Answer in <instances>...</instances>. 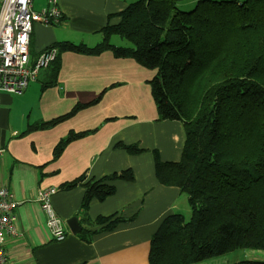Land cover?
Returning <instances> with one entry per match:
<instances>
[{"label":"trees","instance_id":"16d2710c","mask_svg":"<svg viewBox=\"0 0 264 264\" xmlns=\"http://www.w3.org/2000/svg\"><path fill=\"white\" fill-rule=\"evenodd\" d=\"M184 0H137L115 26L100 31L92 48L55 43L58 52L47 88L56 84L60 56L66 52L132 59L156 70L150 83L160 120L182 123L185 143L177 163H162L154 153L155 177L187 199L190 218L162 219L149 242L147 264H201L237 250L264 251V0H199L181 11ZM118 37L128 47L111 43ZM98 101V100H97ZM93 102L92 104L96 103ZM87 105L78 104L48 122L28 125L24 133L52 128ZM89 132H69L53 148L57 159L65 147ZM115 149L138 155L137 145L118 143ZM116 181L134 182L131 170L100 179L86 173L59 186L60 191L84 188L77 214L84 242L111 233L124 220H89L92 200L115 194ZM234 264H264L246 260Z\"/></svg>","mask_w":264,"mask_h":264},{"label":"crops","instance_id":"0c3cea01","mask_svg":"<svg viewBox=\"0 0 264 264\" xmlns=\"http://www.w3.org/2000/svg\"><path fill=\"white\" fill-rule=\"evenodd\" d=\"M135 1L58 0L64 20L55 27H33L30 59L59 42L96 46L100 31L119 24L120 13ZM41 4L34 0L36 10ZM156 75L109 51L98 56L66 52L55 85L43 88L51 79L49 68L26 92L0 93V187L19 204V236L5 239L7 264H147L149 242L162 219L177 214L189 220L186 197L160 185L154 173V153L162 163H177L185 143L182 123L159 119L150 86ZM78 104L87 106L70 119L23 134L28 125L63 116ZM69 132L89 135L69 143L54 160L53 148ZM118 143L137 145L142 152L130 156L115 149ZM125 170L132 171L134 182H114L115 194L103 202L92 200L88 212L90 221L114 216L124 222L90 243L72 235L66 221L78 213L84 188L60 191L59 186L84 173L87 179H100ZM47 188L57 190L52 205L68 231L62 242L52 240L36 201L38 191ZM77 222L81 229L98 228Z\"/></svg>","mask_w":264,"mask_h":264},{"label":"built area","instance_id":"2783aa9c","mask_svg":"<svg viewBox=\"0 0 264 264\" xmlns=\"http://www.w3.org/2000/svg\"><path fill=\"white\" fill-rule=\"evenodd\" d=\"M63 20L58 0H43L38 10L34 0H0V93L20 95L41 72L51 68L58 56L53 47L45 49L33 61L30 59L32 30L36 24L55 27ZM56 193L55 188L39 190L36 201L46 217L52 240L62 242L68 231L52 205ZM18 205L12 193L0 187V264H7L6 237L19 236L15 228Z\"/></svg>","mask_w":264,"mask_h":264},{"label":"rangeland","instance_id":"374dc122","mask_svg":"<svg viewBox=\"0 0 264 264\" xmlns=\"http://www.w3.org/2000/svg\"><path fill=\"white\" fill-rule=\"evenodd\" d=\"M199 0H184L180 4L177 5V8L181 11L189 12L194 9L195 4ZM219 1V0H217ZM239 3L245 1V0H234ZM35 4H37V0H35ZM37 5H35L36 7ZM111 43L114 46H120V45H127L128 43L124 40H121L118 37H112L111 38ZM42 82L43 80L40 79L39 82ZM213 260V259H212ZM246 260H258L264 262V251H256V250H237L232 253H228L224 255V257H219L214 259L211 262H207L208 264H234L238 263L241 261H246ZM205 264V263H203Z\"/></svg>","mask_w":264,"mask_h":264},{"label":"water","instance_id":"95a60500","mask_svg":"<svg viewBox=\"0 0 264 264\" xmlns=\"http://www.w3.org/2000/svg\"><path fill=\"white\" fill-rule=\"evenodd\" d=\"M66 226L68 227V230L70 231V233L72 235H77L81 231V228L78 225L76 218H72V219L67 220Z\"/></svg>","mask_w":264,"mask_h":264}]
</instances>
